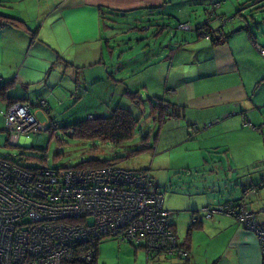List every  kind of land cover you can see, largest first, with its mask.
Returning <instances> with one entry per match:
<instances>
[{
    "label": "crops",
    "instance_id": "0c3cea01",
    "mask_svg": "<svg viewBox=\"0 0 264 264\" xmlns=\"http://www.w3.org/2000/svg\"><path fill=\"white\" fill-rule=\"evenodd\" d=\"M213 1L0 0V12L25 26L0 27V110L12 102L30 101L31 111L45 125L52 111L78 103L90 89L98 92L96 104H84L83 109L98 115L111 112L133 90L127 87L116 95V83L124 79L109 71L104 59L105 19L110 23L111 17L122 15L135 21L157 14L171 18L176 4L191 8L199 2L206 9ZM223 1L210 22L215 42L196 33L199 24L189 23L192 28L180 32L179 40L153 49L151 61L144 56L140 68L152 72L143 87L155 85L152 97L165 99L170 113L149 150L158 154L175 146L181 158L175 163V196L163 200V206L179 243L189 250L187 258L163 253L147 257L149 264H264L252 231L230 216L215 213L206 218L201 211L239 198L246 185L264 178V57L255 46L264 47L259 42L264 37V7L256 5L259 0ZM38 100L45 101L44 108L36 105ZM38 112L45 119H39ZM0 132L5 133L3 123ZM43 140L38 136L37 143ZM18 143L29 141L21 137ZM183 170L191 178L181 179ZM246 203L264 221V188Z\"/></svg>",
    "mask_w": 264,
    "mask_h": 264
},
{
    "label": "built area",
    "instance_id": "2783aa9c",
    "mask_svg": "<svg viewBox=\"0 0 264 264\" xmlns=\"http://www.w3.org/2000/svg\"><path fill=\"white\" fill-rule=\"evenodd\" d=\"M211 17L216 14H209L205 22ZM258 49L264 55V48ZM35 103L45 105L43 100ZM31 105L15 102L0 110L10 146L21 137L30 142L31 134L47 130ZM152 186L147 170L115 164L27 169L0 157V264H91L98 240L106 237L143 248L148 259L160 253L186 256L187 250L178 249L163 193ZM256 192L247 186L243 194ZM201 211L206 217L222 213L234 218L255 234L264 253V221L257 212L244 205Z\"/></svg>",
    "mask_w": 264,
    "mask_h": 264
},
{
    "label": "rangeland",
    "instance_id": "374dc122",
    "mask_svg": "<svg viewBox=\"0 0 264 264\" xmlns=\"http://www.w3.org/2000/svg\"><path fill=\"white\" fill-rule=\"evenodd\" d=\"M205 1L208 3V0ZM260 4L264 5V1L256 3V5ZM184 5L176 4L175 10L169 13L172 14L171 18L157 14L140 17L135 21L126 20L122 15L111 17L112 22L110 23L105 19L108 29H105L107 39L104 43V59L110 67L109 71H113L124 79L116 83V95L118 96L121 91L130 87L133 91L139 92L142 101L140 105H136L128 97L119 100L121 103L118 106L128 109L136 119L129 138L120 143H114L109 139L102 140L98 136L87 138L75 135L71 137L65 134L62 129H57L31 134V140L27 145L18 143L16 146H10L6 144L5 133L0 132V157L11 159L26 167L45 165L56 168L73 167L90 159L109 160L121 157L118 165L123 168L149 170L153 181H155V186L160 187L159 190L163 193L165 202L168 198L174 197L175 175H177L175 163L181 161V158L175 154V146L166 147L158 154L153 153L152 150L143 149L153 146V137L158 132L159 125L156 120L157 109L153 107L157 99L152 97L157 89H155V85H150L146 90L142 85L146 83L145 81L148 80L152 72L143 73L144 69L140 71V68L144 64V56L148 61H151L149 57L154 56L151 54L152 50L158 49L163 42L179 40L180 32L186 33L192 28L188 27L189 23L205 22V5L199 2L193 4L191 8ZM189 15H191L190 18ZM218 20L222 23L219 18ZM180 23H186L187 27H180ZM158 25L161 27V32H157ZM166 25H169L168 31L165 30ZM259 40L261 44H264V37L260 36ZM258 53L260 54L259 50ZM125 75H129V77L124 78ZM97 94V91L89 89V94L85 95L84 99L78 103L68 108L61 106L58 112L52 111L53 115H51L49 123L57 122L62 127L83 120L87 113L96 114L94 109L87 112L83 108L84 104H96ZM104 112H106L104 114L109 113L108 111ZM37 117L45 119L40 112L37 113ZM1 122L3 123V120L0 115V124L2 125ZM70 134L73 135L72 132ZM38 136L44 138L42 145L37 143ZM147 138H149L148 142H146ZM140 149L142 150L140 151ZM127 151L136 152L126 156ZM196 157L197 155L191 158ZM179 175L181 179H189L192 176L188 175L185 170ZM155 186L153 184L151 189H154ZM88 221L90 222L91 219ZM95 249L97 250V264H149L143 248L134 247L128 242L120 243L111 237L98 240Z\"/></svg>",
    "mask_w": 264,
    "mask_h": 264
},
{
    "label": "trees",
    "instance_id": "16d2710c",
    "mask_svg": "<svg viewBox=\"0 0 264 264\" xmlns=\"http://www.w3.org/2000/svg\"><path fill=\"white\" fill-rule=\"evenodd\" d=\"M259 1H264V0H259ZM217 2H219L220 6H221L224 1L223 0L213 1L209 7L204 9L205 10V15H206L205 18L206 19H207L208 15L213 13V12L216 15L218 14V8L213 7V5L215 3H217ZM261 7H264V5H262ZM212 18L213 17H211V20H212ZM7 25H12V26L19 27V28H25L23 21H21L20 19H18L16 17H13V16H10V15L3 14V13L0 12V27L7 26ZM186 25H187L186 23H184V24L180 23L179 24V26L182 27V28H183V26H185L184 28H186L187 27ZM199 25H200V28L196 30V33L197 34L199 33V34H201L203 36L211 38L215 42L216 41V37H214V35H215L214 32L215 31H214L213 27L210 25V23H206V22L204 23L203 22V23H200ZM159 31L161 32V27L158 25L157 32H159ZM216 31L218 32V34L221 32L220 28L218 30H216ZM255 46L257 47V49H258V47L264 48V47H261L258 44H255ZM262 56H264V55H262ZM126 95L131 100V102L133 104H136V105H140L141 104L142 101L140 100L139 92H137V91L127 92ZM0 97H2V98L4 97V93H3V90L1 88H0ZM16 102H29V103L32 104V102H30V101H16ZM165 102H166L165 99L158 98L156 100L155 105H153V107H155L157 109L156 110L157 111L156 120L158 122V125L163 123L165 121V118L167 116H169V114H170L168 108H166V106L164 104ZM12 103H15V102H12ZM12 103L7 104V106L11 105ZM36 105H37V103H36ZM44 107H45V105L44 106H40V108H44ZM89 115H91L93 118H91V119L88 118ZM135 122H136V119L131 115V113H130V111L128 109L123 108L121 106H116L108 114H104L103 113V115H98V114L88 113V114H86V117L83 120H81L79 122H76L74 124H71V125H67V126L65 125V126L61 127V125L59 123H57V122L48 123L46 125H47V130H51V131L53 130L54 131V130H57V129H62L65 132V134H67V135H69L71 137H73L75 135H78L80 137H87V138H92V137L98 136L102 140L109 139V140H112L114 143H120L123 140H125V139H127V138H129L131 136L132 130H133L134 125H135ZM55 124H57L58 127L54 128ZM69 129H71L73 131L72 132L73 135L69 133ZM7 138L8 137L6 136V144H8ZM143 149L148 150V149H150V147H145ZM141 150L142 149H140V151ZM136 151H127L126 152L127 153L126 156H128L130 154H134ZM6 159H8V158H6ZM120 159H121V157H115V158H112V159H109V160L90 159L88 161L81 162L78 165H75L74 167H87V168H89V167H105L107 165H114V164L118 165ZM9 160H11V159H9ZM20 166H22L24 168H27V169H33L35 167H41V166H45V165L31 166V167H26L24 165H20ZM136 169L149 171L148 169H145V168H136ZM247 186H254L257 189L256 193H258L259 190L264 188V178H261L260 181L258 183H256V184L246 185L243 188V190H242V195L239 198H237V199L226 200V201L220 202V203H218V204H216L214 206L206 205L204 207H207V208H210V209H214V208H216L217 206H220V205H223V206L227 205L230 208H237L238 209V207L240 205H244L247 209H249L246 202L248 201V198L252 194H249L248 196H244V194H243V191L245 190V188ZM157 191H160V190H157ZM253 194H255V193H253ZM204 207H202V208H204ZM214 214L215 213H212L210 217H206L205 214L203 216L206 217V218H211L212 215H214ZM193 219L195 221L194 217H193ZM194 221H192V222H194ZM192 224H194V223H192ZM176 237H177V235H176ZM177 246L179 247L178 248L179 250L185 249V250H187L188 253H187L186 256L178 255V254H174L172 256H179V257H182V258H187L189 256V250L184 245L179 243L178 238H177ZM169 255H171V254H169ZM96 256H97V250L95 249V258H94V260H93V262L91 264H97L96 263Z\"/></svg>",
    "mask_w": 264,
    "mask_h": 264
},
{
    "label": "water",
    "instance_id": "95a60500",
    "mask_svg": "<svg viewBox=\"0 0 264 264\" xmlns=\"http://www.w3.org/2000/svg\"><path fill=\"white\" fill-rule=\"evenodd\" d=\"M42 145V144H41Z\"/></svg>",
    "mask_w": 264,
    "mask_h": 264
}]
</instances>
